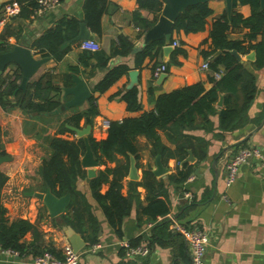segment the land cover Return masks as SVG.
<instances>
[{
	"label": "crops",
	"instance_id": "obj_1",
	"mask_svg": "<svg viewBox=\"0 0 264 264\" xmlns=\"http://www.w3.org/2000/svg\"><path fill=\"white\" fill-rule=\"evenodd\" d=\"M139 1L107 0L102 17V34L100 36L94 34L87 26L91 32V39L100 43L102 50L108 54L112 42H117L120 34L134 45L135 50L130 54L118 55L111 59L109 68L124 64L128 66V71L108 90L102 93L94 91L108 69L99 70L95 58L89 60L90 65L85 67L81 63L84 51L76 41L70 43L71 49L62 59L49 57V61L41 66L30 80L36 81L44 77L45 85L48 82L54 87H60L59 97L63 103L66 75L70 73L71 66H79L80 73L73 74L83 78L96 97L99 114L89 125L92 127L90 134L97 141L108 137L111 122L138 118L155 111L157 99L163 94L200 82L204 84L206 92L214 86L209 78L210 75L215 76V73L201 68L206 61H210V57H205L203 51L213 50L211 31L215 21L225 14L229 17L225 0L209 1L213 14L208 18L203 31L185 34L183 31L174 30L172 42L178 40L180 46L174 47L169 54H165L163 46L155 52L154 58L147 57L141 66L137 65L136 53L146 46L144 37L147 30L140 27L133 13L140 11L142 18L152 21L154 25L159 20L162 10L155 12L141 8ZM84 5L85 0H64L59 7L42 14L33 11V14L27 17L20 13L19 16L0 25V49L3 47L1 45L11 47L9 49H13L15 45H24L32 51L35 59L43 58L35 49V41L48 30L57 27L59 21L64 18H75L81 23L85 22ZM237 11L244 17H249L252 12L248 4L238 5ZM24 14H27V11H24ZM249 33L248 28L227 31L230 40L241 39L245 46L264 40L262 33L250 40ZM181 50L183 52H178ZM252 54L254 58L247 59ZM239 55L242 61H248V67L257 78V92L247 110L246 122L244 126L233 131L220 129V113L225 108L223 94V106L220 107L218 102L214 104L215 113L210 116L211 124L207 125V129L199 127L184 133L192 138L195 149L188 150L187 157L182 163L174 158H169L165 162L160 155L168 171L156 177L158 181L164 180L166 183H169V175L183 169V163L189 157L190 151L194 158L193 161L187 162L194 167V179L181 186L168 184L165 186L166 191L159 195L158 199H162L169 208L166 215L157 214L158 218L155 220L143 214L142 208L150 204V200L147 199V189L138 186L140 198L135 199L131 214L124 219L123 235L120 237L109 225L102 208L93 198L89 186L90 178L87 176L79 180L78 188L87 196L93 213L101 224L97 242L100 248L92 252L90 251L92 245L89 246L85 241L86 246L80 251L79 264H190V248L181 234L170 227L171 217L185 225L197 226L210 232L211 243L206 255L207 264H264V164L259 159H254L249 164L242 165L233 185L229 188L226 185V165L241 148L253 145L259 147L264 155V67L260 70L254 69L252 64L256 59L254 50L248 55ZM161 64L167 67L163 80L153 77L154 67ZM18 72L22 73L17 65H10L0 79L7 76L14 79L15 73ZM133 87L138 88L141 103V110L136 112L127 109V103L120 95ZM46 94L52 96L55 93L47 91ZM5 100L17 104L14 96ZM87 107L88 101L82 107L66 109L60 113L31 114L17 105L5 109L0 104V151H6L8 156L12 157V160L0 164V169L8 176V181L1 192V201L7 208L9 219L29 220L40 231L44 246L52 245L58 251H62V246L68 240L63 230L64 226H55L53 222L55 217L50 216L44 203L29 193L45 194L47 190H51L41 174L44 160L53 154L51 139L53 137L79 139L75 132L60 134L59 128L67 118ZM200 122L199 116L198 123ZM86 126L83 118L81 127ZM159 133L163 144L172 151L183 139L179 132L174 135V139L169 138L164 131ZM136 146L140 157L136 160L139 179H130L128 172L122 182L124 196L132 192L131 181L140 182L143 179L145 169L153 171L156 169L157 155L152 154V141L146 136H138ZM200 157L204 159L199 161ZM126 162L127 158L121 154H117L112 161L103 158V164L99 163L94 169L96 176L101 170L114 169ZM109 179H113V174ZM109 187V182L104 183L101 193L105 194ZM186 190L193 195L191 202L184 197ZM32 238V233H28L25 241L29 243ZM136 240H141V244H147L150 253L129 260L125 257L122 242L131 243ZM0 264H34V258L31 255L25 257L0 255Z\"/></svg>",
	"mask_w": 264,
	"mask_h": 264
},
{
	"label": "trees",
	"instance_id": "obj_2",
	"mask_svg": "<svg viewBox=\"0 0 264 264\" xmlns=\"http://www.w3.org/2000/svg\"><path fill=\"white\" fill-rule=\"evenodd\" d=\"M23 4L22 15L29 17L33 14L37 3L34 0H17ZM64 0H61L63 2ZM141 8L159 12L162 10L161 0H140ZM107 0H85V23L94 34H102V17L106 10ZM250 5L251 15L244 17L237 11L238 5ZM27 11V14H24ZM213 14V9L209 2L189 6L180 13L175 21L174 30L183 31L185 34L198 33L205 29L208 18ZM133 17L144 30L153 26L152 21L142 18L140 11H135ZM80 20L75 18H64L59 21L57 27L48 30L38 40L35 41V49L42 57H52L56 60L62 59L71 49L70 43L77 37ZM248 28L249 39L255 38L259 33L264 34V8H261L260 0H233L231 16L226 14L217 19L213 25L211 36L213 50L203 51L205 57H210L209 70L212 73L220 74V78L210 75L214 83L213 88L205 91L203 83H196L170 93L161 95L157 99L156 110L145 113L138 118H127L121 122L110 123L108 137L105 140L97 141L90 134L88 139L100 164L103 158L114 160L117 154L127 158L126 164L118 165L114 169L99 171L97 176L89 179V186L96 203L102 208L109 225L117 234L122 237V227L124 219L131 214L135 199H139L138 186H143L148 191L147 199L150 204L142 208L145 215L157 219V214L162 216L169 212V208L159 195L166 191L168 184L183 185L189 177L193 175L194 167L187 162L183 163V169L168 176L169 183L164 180L158 181L152 169L143 171V179L140 182L131 181L132 192L128 196L122 194L123 180L127 177L130 169V155L139 160L136 141L138 136H146L152 141V154L161 155L165 162L169 158L183 162L189 149H195L192 138L184 133L190 130L204 127L211 124L210 116L215 113L214 104L219 101L220 94H225V108L220 113V129L233 131L244 126L246 122L247 110L252 104L257 92V78L248 67V61L239 60L233 51L238 54L248 55L251 50L255 51L256 59L252 63L255 70L264 67V40L260 43L243 45V40H230L227 31L230 29ZM65 43L69 46L63 47ZM79 42V46H80ZM0 53H5L11 47L1 45ZM165 46L163 41H154L147 44L136 53L137 65L141 66L147 57L154 58L155 52ZM134 45L128 41L124 35L120 34L117 42H112L110 54L105 50L88 51L83 50L81 63L85 67L90 65L89 60H97L96 67L108 69L103 79L97 84L95 92H105L115 84L128 71V66L118 65L109 68L112 58L118 55H128L134 51ZM217 51H221L217 54ZM178 52H183L178 51ZM19 68V67H18ZM156 67H154L155 69ZM70 73L66 75V87L72 85V74L80 73L79 66H71ZM92 75V73H91ZM22 73H15L14 79L7 76L0 79V104L3 108L20 106L27 113L31 114H51L59 110L62 102L59 95L60 87H54L50 83H43V79L30 81L24 93L20 90ZM4 85V86H3ZM47 91L55 94H46ZM121 98L126 101L127 109L130 112L141 110L139 100V90L133 87L120 93ZM14 96L17 104L6 102L5 98ZM63 110H60L62 112ZM99 114L96 106V97L93 95L88 100V107L75 113L61 123L59 133L69 132L75 134L68 126L82 128L81 120L84 118L87 125L93 123V118ZM201 122L198 123V118ZM159 131L167 133L168 137L174 139L176 133H181L183 139L178 143L174 151L170 150L162 142ZM53 154L44 160L42 166V177L57 197L70 194L71 202L66 213L53 219L55 226L72 227L82 234L89 246L99 242L100 222L93 213V207L89 203L87 196L78 188L80 179L88 176L87 170L82 166L81 156L86 151V144L83 138L69 140L62 137H53L50 142ZM3 156H8L6 151H0ZM204 158L200 157L199 161ZM113 174V179L109 176ZM8 181V176L0 169V245L3 249L17 251L20 257H37L44 252H50L56 257L63 259L62 251H58L52 245L44 246L42 235L38 228L26 219H9L7 208L1 201V192ZM110 183V187L105 194L101 193L104 183ZM32 233V241L26 242L25 236ZM132 245L141 244V240L131 242Z\"/></svg>",
	"mask_w": 264,
	"mask_h": 264
},
{
	"label": "water",
	"instance_id": "obj_3",
	"mask_svg": "<svg viewBox=\"0 0 264 264\" xmlns=\"http://www.w3.org/2000/svg\"><path fill=\"white\" fill-rule=\"evenodd\" d=\"M13 0H0V7L2 4L10 2ZM163 2L162 13L159 17V20L149 28L144 37V44L147 45L154 41H163L165 43L164 52L165 54H169L173 51L174 46L171 44L173 39V32L175 21L178 18L179 14L184 12L186 8L189 6L197 5L200 3H206L211 0H161ZM226 8L228 16H231L232 8H233V0H225ZM261 8H264V0H260ZM91 39V32L87 27L85 22L80 24V30L77 37L72 42H80L83 40ZM71 42V43H72ZM69 43H65L63 47H67ZM220 51L217 52L219 54ZM233 54L240 60V55L233 51ZM254 54L247 57V59H253ZM49 57H43L41 59H35L32 51L24 46V45H15L13 49L0 53V77L4 73V71L10 65H17L22 72V79L19 85L20 90L24 93L27 90V85L31 78L38 72L39 68L43 66L45 63L49 61ZM135 73V71L133 72ZM132 75V72H130ZM166 77V73H162L159 77L160 80H163ZM63 100L61 107L59 110L55 111V113H60V110L72 109L76 107H82L91 97L93 96V92L90 89L88 83L81 78L80 76L73 74L72 75V85L63 88ZM223 93L220 94V98L218 101V105L220 107L223 106ZM70 130L75 132L79 138H83L86 144V151L81 159L82 166L87 169L88 177L93 178L96 176L95 168L98 167L99 162L95 158V155L92 151L88 135L91 133V125H87L84 128H76L72 126H68ZM12 160L10 156H0V164L3 162H7ZM194 158L192 156V152H189V157L186 162L193 161ZM156 169L153 171L155 176L164 175L168 169L161 161V156L157 155L155 158ZM129 177L132 180H138L139 176L137 173L136 167V158L134 156H130V170ZM30 196L37 197L40 199L46 209L48 210L50 216L52 218L57 217L63 213H65L70 206L71 196L70 194H66L63 197H57L50 189L44 193L38 192H30ZM63 230L65 231L67 238L71 245L73 246L76 252L81 251L85 246L86 242L81 236L80 233L75 231L73 228L69 226H64Z\"/></svg>",
	"mask_w": 264,
	"mask_h": 264
},
{
	"label": "built area",
	"instance_id": "obj_4",
	"mask_svg": "<svg viewBox=\"0 0 264 264\" xmlns=\"http://www.w3.org/2000/svg\"><path fill=\"white\" fill-rule=\"evenodd\" d=\"M37 3L34 13L42 14L53 10L61 5V0H34ZM23 4L17 0H13L3 4L0 7V25L9 22L14 17L20 15ZM80 48L88 51H99L101 45L92 39L80 41ZM174 47H179L178 40L172 42ZM203 70H209V61H206L202 67ZM167 67L165 64L153 69V77L159 78L162 73H165ZM217 78L220 74L215 73ZM259 159L264 164V155L259 147L247 146L241 148L237 154L226 165V185L231 187L239 176V169L242 165L249 164L252 160ZM193 175L189 177L188 181H192ZM184 197L188 202L192 201L193 195L190 191L184 192ZM227 197H225L226 199ZM170 227L172 230L181 234L186 244L190 248V264H207L206 255L211 243L210 232L197 226L185 225L174 217H171ZM150 227L152 224L149 225ZM122 247L125 251V257L129 260L137 259L140 256H147L150 253V248L147 244L132 245L129 241H123ZM100 247L95 244L91 246L92 252H95ZM63 259H60L50 252H44L42 255L34 257V264H79L80 251L76 252L67 240L62 246ZM0 255L17 256L20 257L17 251L11 249H3L0 245Z\"/></svg>",
	"mask_w": 264,
	"mask_h": 264
}]
</instances>
